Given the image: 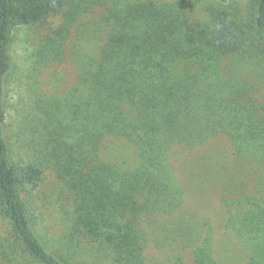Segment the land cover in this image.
<instances>
[{"label": "trees", "instance_id": "obj_1", "mask_svg": "<svg viewBox=\"0 0 264 264\" xmlns=\"http://www.w3.org/2000/svg\"><path fill=\"white\" fill-rule=\"evenodd\" d=\"M65 1L0 0V264H229L216 229L235 236L243 264H264V182L218 202L220 218L212 197L180 185L173 164L176 153H202L223 137L238 159L264 168V76L225 69L236 55L264 60V41L243 39L233 24L200 37L170 25L115 28L77 84L51 102L38 146L29 141L15 161L5 130L14 33L59 15ZM248 1L262 32L264 0ZM47 170L72 209L56 243L40 234L34 200ZM159 225L173 226V249L155 238Z\"/></svg>", "mask_w": 264, "mask_h": 264}, {"label": "rangeland", "instance_id": "obj_2", "mask_svg": "<svg viewBox=\"0 0 264 264\" xmlns=\"http://www.w3.org/2000/svg\"><path fill=\"white\" fill-rule=\"evenodd\" d=\"M231 24L241 31L243 39L264 41V31L254 28L255 16L248 0H66L59 15L37 26L16 29L10 50L13 69L7 86L5 128L15 161L29 154V141L38 146L49 127L45 116L51 112V102L62 99L77 84L84 63L100 54L115 28L170 25L185 35L195 33L200 37ZM236 57L229 58L235 62L226 61L228 73L247 80L264 76L263 58ZM62 107L59 110L65 114ZM63 120L61 116L59 122ZM201 157L206 164L197 167ZM173 164L180 185L206 199L212 197L211 213L220 218L224 214L218 202L248 193L257 179L264 182V168L249 159H238L231 142L223 137L210 140L202 153H176ZM188 167L199 169L193 176H184ZM64 188L55 173L47 170L40 189L34 193L40 234L52 243L70 225L72 209ZM172 227L157 226L155 236L162 244H170L171 249ZM215 248L228 254L229 264L244 263L245 254L231 232L217 233L216 229ZM167 263L171 264L169 258Z\"/></svg>", "mask_w": 264, "mask_h": 264}]
</instances>
